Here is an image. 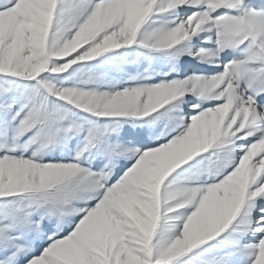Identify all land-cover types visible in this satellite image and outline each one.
I'll use <instances>...</instances> for the list:
<instances>
[{
  "label": "snow or ice",
  "instance_id": "1",
  "mask_svg": "<svg viewBox=\"0 0 264 264\" xmlns=\"http://www.w3.org/2000/svg\"><path fill=\"white\" fill-rule=\"evenodd\" d=\"M0 264H264V0H0Z\"/></svg>",
  "mask_w": 264,
  "mask_h": 264
}]
</instances>
